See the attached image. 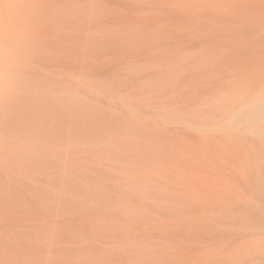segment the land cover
Wrapping results in <instances>:
<instances>
[{
    "label": "rangeland",
    "instance_id": "1",
    "mask_svg": "<svg viewBox=\"0 0 264 264\" xmlns=\"http://www.w3.org/2000/svg\"><path fill=\"white\" fill-rule=\"evenodd\" d=\"M4 3L25 26L2 40L0 264H264L198 223L201 66L233 0Z\"/></svg>",
    "mask_w": 264,
    "mask_h": 264
},
{
    "label": "bare ground",
    "instance_id": "2",
    "mask_svg": "<svg viewBox=\"0 0 264 264\" xmlns=\"http://www.w3.org/2000/svg\"><path fill=\"white\" fill-rule=\"evenodd\" d=\"M223 31L200 73L198 223L204 248L241 255L254 248L264 257V0H233ZM14 159L9 153L3 161ZM60 183L58 196L70 200Z\"/></svg>",
    "mask_w": 264,
    "mask_h": 264
},
{
    "label": "clouds",
    "instance_id": "3",
    "mask_svg": "<svg viewBox=\"0 0 264 264\" xmlns=\"http://www.w3.org/2000/svg\"><path fill=\"white\" fill-rule=\"evenodd\" d=\"M25 21L17 7L0 0V96L10 88L11 73L8 47L2 42L5 33L13 28L23 30Z\"/></svg>",
    "mask_w": 264,
    "mask_h": 264
}]
</instances>
